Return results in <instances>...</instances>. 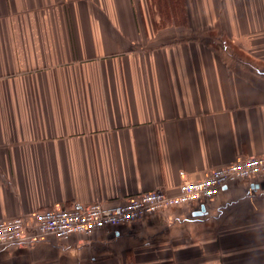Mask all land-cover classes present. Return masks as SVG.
<instances>
[{
    "label": "crops",
    "instance_id": "obj_1",
    "mask_svg": "<svg viewBox=\"0 0 264 264\" xmlns=\"http://www.w3.org/2000/svg\"><path fill=\"white\" fill-rule=\"evenodd\" d=\"M262 154L264 0H0V220ZM0 264H264V177Z\"/></svg>",
    "mask_w": 264,
    "mask_h": 264
},
{
    "label": "built area",
    "instance_id": "obj_2",
    "mask_svg": "<svg viewBox=\"0 0 264 264\" xmlns=\"http://www.w3.org/2000/svg\"><path fill=\"white\" fill-rule=\"evenodd\" d=\"M253 177H264V154L215 167L199 180H182L172 192L155 189L114 203L97 200L86 206L37 210L29 220L22 216L2 219L0 249L15 242L33 243L48 236L65 240L75 234L92 235L96 231L130 225L160 210L213 199L224 186Z\"/></svg>",
    "mask_w": 264,
    "mask_h": 264
},
{
    "label": "rangeland",
    "instance_id": "obj_3",
    "mask_svg": "<svg viewBox=\"0 0 264 264\" xmlns=\"http://www.w3.org/2000/svg\"><path fill=\"white\" fill-rule=\"evenodd\" d=\"M216 38V37H215ZM219 38V37H218ZM221 39V38H220ZM222 43H224V42H222ZM225 43H227V44H224L225 45V47L227 48H231L232 49V51H231V53L235 56L234 58L237 60V61H240L241 62V56H240V54L242 53V50H241V48L238 46V45H236V44H233V43H231V42H229V41H226L225 40ZM246 180V179H245ZM93 235V234H92ZM91 236V235H90ZM66 240V239H65ZM127 255V258H128V254H126Z\"/></svg>",
    "mask_w": 264,
    "mask_h": 264
},
{
    "label": "water",
    "instance_id": "obj_4",
    "mask_svg": "<svg viewBox=\"0 0 264 264\" xmlns=\"http://www.w3.org/2000/svg\"><path fill=\"white\" fill-rule=\"evenodd\" d=\"M203 209H204V207L202 206V210H201V211H199V212H200V214L204 212V211H203Z\"/></svg>",
    "mask_w": 264,
    "mask_h": 264
}]
</instances>
